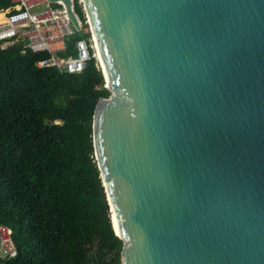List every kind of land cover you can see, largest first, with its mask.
Listing matches in <instances>:
<instances>
[{
	"label": "water",
	"instance_id": "water-1",
	"mask_svg": "<svg viewBox=\"0 0 264 264\" xmlns=\"http://www.w3.org/2000/svg\"><path fill=\"white\" fill-rule=\"evenodd\" d=\"M80 2L122 264H264V0Z\"/></svg>",
	"mask_w": 264,
	"mask_h": 264
},
{
	"label": "trees",
	"instance_id": "trees-1",
	"mask_svg": "<svg viewBox=\"0 0 264 264\" xmlns=\"http://www.w3.org/2000/svg\"><path fill=\"white\" fill-rule=\"evenodd\" d=\"M11 5L0 0V13ZM74 9L84 23L80 0ZM89 37L73 35L59 56ZM49 56L0 48V225L18 250L6 264H122L93 141L96 104L111 92L95 57L70 73L37 65Z\"/></svg>",
	"mask_w": 264,
	"mask_h": 264
},
{
	"label": "built area",
	"instance_id": "built-area-1",
	"mask_svg": "<svg viewBox=\"0 0 264 264\" xmlns=\"http://www.w3.org/2000/svg\"><path fill=\"white\" fill-rule=\"evenodd\" d=\"M75 0H72L74 3ZM11 7L0 14L5 15L6 21L0 22V48L22 44L23 53L27 51L48 52L46 59L38 61L39 67H55L60 71L70 73L82 72L90 57L96 56V49L92 41V33L84 13L85 21L77 16L81 30L73 26L66 7L62 2L51 3L50 0H11ZM80 6L81 2H80ZM39 7H44L42 12H35ZM75 10V9H74ZM83 32L89 34L88 40L76 41L77 54L67 57L59 56L66 50L67 41L73 35ZM107 88V83H105ZM18 250L13 238V230L5 225H0V264L14 259Z\"/></svg>",
	"mask_w": 264,
	"mask_h": 264
},
{
	"label": "bare ground",
	"instance_id": "bare-ground-1",
	"mask_svg": "<svg viewBox=\"0 0 264 264\" xmlns=\"http://www.w3.org/2000/svg\"><path fill=\"white\" fill-rule=\"evenodd\" d=\"M5 21H6V17L5 16L2 19H0V22H5ZM92 41H93L94 47L96 49V56L98 58L99 64H100V66H102V70H103L104 65H103L102 57H100L98 46H97L96 40L93 37V35H92ZM114 223H115V218H114Z\"/></svg>",
	"mask_w": 264,
	"mask_h": 264
},
{
	"label": "rangeland",
	"instance_id": "rangeland-1",
	"mask_svg": "<svg viewBox=\"0 0 264 264\" xmlns=\"http://www.w3.org/2000/svg\"><path fill=\"white\" fill-rule=\"evenodd\" d=\"M44 10V7H39L38 9H36L35 10V12L37 13V12H42ZM98 64H99V62H98ZM100 68H102V66H100ZM105 77V76H104ZM105 80H106V78H105ZM107 83V82H106Z\"/></svg>",
	"mask_w": 264,
	"mask_h": 264
},
{
	"label": "crops",
	"instance_id": "crops-1",
	"mask_svg": "<svg viewBox=\"0 0 264 264\" xmlns=\"http://www.w3.org/2000/svg\"><path fill=\"white\" fill-rule=\"evenodd\" d=\"M0 15H2V14H0Z\"/></svg>",
	"mask_w": 264,
	"mask_h": 264
}]
</instances>
